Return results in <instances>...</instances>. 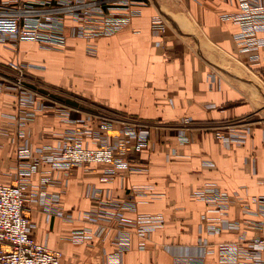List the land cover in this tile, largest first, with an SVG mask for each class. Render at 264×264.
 Instances as JSON below:
<instances>
[{
  "label": "crops",
  "instance_id": "obj_1",
  "mask_svg": "<svg viewBox=\"0 0 264 264\" xmlns=\"http://www.w3.org/2000/svg\"><path fill=\"white\" fill-rule=\"evenodd\" d=\"M185 5L186 10L172 14L161 36L151 32L152 19L161 13L147 6L132 25L114 37L100 40L93 57L87 54L86 43L75 39L63 51L26 42L17 48L0 45V67L31 65L32 80L89 98L151 128L150 147L134 155L147 168L143 175L104 180L108 166L84 165L67 175L44 165L31 176L27 195L29 217L35 224L33 237L37 243L61 252V264H104V251L115 252L110 241L76 245L66 239L82 224L80 213L94 207L88 198L91 188H99L104 196L115 199H124L133 186L154 188L157 198L139 199L137 211L126 212L125 216L163 215L166 225L152 235L145 250L139 249L138 239L133 240L124 264H175L181 253L195 260L200 255L201 239H207L214 250L205 264H227L222 261L223 244L232 248L242 235L252 241L260 234L264 62H253L257 53H242L235 42L233 35L239 28L225 21L224 16L234 13L236 6L224 0H187ZM178 16L186 19L174 18ZM64 102L70 107L81 105L67 96ZM53 112L38 116L29 126L34 147L53 143L74 127ZM16 113L14 94L0 93L1 185H16L18 179L17 126L7 117ZM239 121L252 124V135L242 147L229 148L215 138L213 131L203 129L221 124L234 127ZM182 129L187 130L190 140L184 144L178 138ZM3 130L8 134H2ZM46 179L51 182L45 193L60 194L61 207L74 222L48 217L39 196H32L41 191ZM209 187L232 196L233 204L225 218L241 222L240 231L207 234L204 217L215 221L219 215L208 213L207 206L195 195ZM226 255L235 258L233 249Z\"/></svg>",
  "mask_w": 264,
  "mask_h": 264
},
{
  "label": "built area",
  "instance_id": "obj_2",
  "mask_svg": "<svg viewBox=\"0 0 264 264\" xmlns=\"http://www.w3.org/2000/svg\"><path fill=\"white\" fill-rule=\"evenodd\" d=\"M224 1L236 6V11L225 15L224 20L238 26L239 31L233 38L240 51L257 53L252 61L263 63L264 0ZM147 6L145 0H1L0 45L17 48L26 42L42 49L63 51L70 40L75 39L85 42L87 54L93 57L97 54L100 40L114 37L132 25ZM167 25L162 15L155 16L151 23L152 35H164ZM10 67H0V93H12L16 98L17 113L7 117L17 126L18 179L16 185L0 184V264H61V252L37 243L33 237L35 224L29 217L27 195L31 176L39 173L44 165L67 175L84 165L108 166L104 180L116 178L119 170L144 173L145 167L140 165L143 168H136L138 166L129 160V153L140 154L148 149L152 133L148 126L136 125L137 129H125L123 143L119 145L113 130L116 122H126L123 118L94 103L89 104L90 111L84 114L80 108L53 99L56 95H63L60 90L32 80L29 77L31 65L13 63ZM49 110L74 127L53 143L34 147L28 128L38 113L46 114ZM98 124L102 126L99 128ZM186 124L191 125V122ZM233 126L207 125L203 129L213 131L215 138L229 148L242 147L252 135V124L239 121ZM2 134L7 135L8 131L3 130ZM178 138L182 144L190 141L186 129L178 131ZM89 141L93 146H88ZM50 182L49 179L44 180L41 191L32 196H39L38 201L45 207L48 217L74 222L72 215L62 209L60 194L45 193ZM153 190L150 186L137 185L129 189L124 199H115L104 196L99 188H91L88 198L94 207L80 213L82 224L74 228L66 239L76 245L110 241L115 252L104 251V264H124L125 254L132 248L133 240L138 239L139 249L145 250L152 235L166 225L163 215L139 213L134 218L125 216L126 212L137 211L139 199L157 198ZM195 198L207 206L208 213L219 215L215 221L204 217L208 235L241 230V222H229L225 218L233 204L229 193L209 187L196 194ZM259 203L262 211L259 236L247 241L242 235L232 248L223 244L224 263L264 264V198ZM232 249L235 258H228L226 254ZM199 251L200 255L195 260L181 253L175 258V264H205L206 258L214 253L207 239L200 240Z\"/></svg>",
  "mask_w": 264,
  "mask_h": 264
},
{
  "label": "rangeland",
  "instance_id": "obj_3",
  "mask_svg": "<svg viewBox=\"0 0 264 264\" xmlns=\"http://www.w3.org/2000/svg\"><path fill=\"white\" fill-rule=\"evenodd\" d=\"M145 1L148 4V6H154V7H156L160 11V13H161L159 15H162L163 18L167 22L168 21L171 22L170 21V19H171L170 17L172 16L173 13L175 14L176 12H178L180 10H186L185 2L187 0H185V2H182L183 0H145ZM174 18H176L179 21L186 19L183 16H178V17H174ZM39 83L45 84L43 81H40ZM45 85H47V84H45ZM55 89H58V88H55ZM58 90H60V89H58ZM61 92H62L63 95H56V96L53 97V99H55L56 101H59L61 103H66V102H64V98L66 99V96H67L69 100H73V101H76L78 103L79 102H82V104L79 107L80 110L83 111L84 114L85 113H89V111H90L89 104L92 103L89 98L83 97L81 95H77V94H75L73 92H70V91L68 92V90H67L68 93L66 92V90L65 91H61ZM64 95H66V96H64ZM96 105L101 106V107H104V109H108V110L112 111L118 117H121V118H123L126 121V122H123V123L116 122L114 124V130H113V132H114V136L116 137V140H117L116 143L119 144V145H121L123 143L122 138L124 137L125 129H127V131L130 128L133 130V129H137L136 125H141V126H138V127L148 126L149 129H150V131H151L150 125L144 124V123H142V122H140V121H138L136 119H133L130 116L122 113L121 111H118V110H115V109H110V108L105 107L104 105H101L99 103H96ZM38 115L39 116L40 115H47V113L46 114L45 113H41V114L38 113ZM101 126L102 125H99V128ZM88 146H93L92 141H89L88 142ZM134 155H136V154H131V152H130L129 153V160H131L132 163L135 166H138L136 168L141 169V168L145 167L141 163H139L140 161H138L137 158H135ZM140 165H142L143 167L140 166ZM145 169H146V171L144 173H141V172H139V173H129L127 170H119L117 177L118 178H122L124 180L125 179V176H128V177L132 176L130 174H133V175H143V174H145L147 172V168L146 167H145ZM123 171H125V172H123ZM122 175H123V177H121Z\"/></svg>",
  "mask_w": 264,
  "mask_h": 264
},
{
  "label": "trees",
  "instance_id": "obj_4",
  "mask_svg": "<svg viewBox=\"0 0 264 264\" xmlns=\"http://www.w3.org/2000/svg\"><path fill=\"white\" fill-rule=\"evenodd\" d=\"M256 69H258V68H256ZM258 70H260V68ZM261 70H263V69H261Z\"/></svg>",
  "mask_w": 264,
  "mask_h": 264
},
{
  "label": "bare ground",
  "instance_id": "obj_5",
  "mask_svg": "<svg viewBox=\"0 0 264 264\" xmlns=\"http://www.w3.org/2000/svg\"><path fill=\"white\" fill-rule=\"evenodd\" d=\"M260 89H261V87H260Z\"/></svg>",
  "mask_w": 264,
  "mask_h": 264
}]
</instances>
